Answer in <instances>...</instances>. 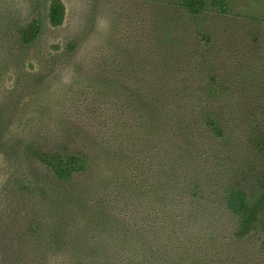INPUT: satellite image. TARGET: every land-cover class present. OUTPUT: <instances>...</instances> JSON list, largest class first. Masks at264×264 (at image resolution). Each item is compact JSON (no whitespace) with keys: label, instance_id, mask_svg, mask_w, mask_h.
Wrapping results in <instances>:
<instances>
[{"label":"rangeland","instance_id":"obj_1","mask_svg":"<svg viewBox=\"0 0 264 264\" xmlns=\"http://www.w3.org/2000/svg\"><path fill=\"white\" fill-rule=\"evenodd\" d=\"M62 2L55 26L51 0H0V264H66L58 235L135 192L149 213L164 194L156 220L190 225L191 239L216 220L210 250H187L212 254L209 264H264L260 234L234 237L222 201L225 188L255 192L264 179V0H223L224 12L199 15L179 0ZM35 15L40 31L24 43ZM34 149L82 151L85 182L58 181ZM83 183L93 211L63 212L58 189Z\"/></svg>","mask_w":264,"mask_h":264},{"label":"trees","instance_id":"obj_2","mask_svg":"<svg viewBox=\"0 0 264 264\" xmlns=\"http://www.w3.org/2000/svg\"><path fill=\"white\" fill-rule=\"evenodd\" d=\"M180 6L194 15L201 14L209 6H219L220 10L224 6L223 0H212L206 3L205 0H179ZM64 5L62 0H51L48 17L52 25H59L64 19ZM41 23L38 15H35L31 21L21 27L20 36L24 43L32 42L40 31ZM208 130L216 137L221 136V130L215 120L209 118L205 121ZM83 134V133H81ZM257 147L264 152V137L257 142ZM32 156L36 158L41 165L46 167L60 182H68L75 177L83 178L89 169V158L85 153L79 150H42L34 149ZM177 171V169H175ZM82 188H64L61 186L56 193L57 202H61L63 212L71 209L73 206L82 208L87 212L93 211L94 205H88L90 200L86 198L87 185L82 184ZM83 194L84 199L79 200L75 194ZM131 193V192H130ZM130 202L125 208L111 212L113 205H107L104 209H98L101 218L93 217L90 213L84 220L74 225L73 233L70 237L60 235L56 237L62 239L60 246L67 249L65 254L59 258L66 264H209V258L213 257L210 253H205L201 257L200 253L192 254L187 251L200 249L201 251L210 250L215 243L216 230L219 228L216 220H212L196 226L199 232L195 238L188 236L190 225L184 226L183 222L171 220H156L160 214H165L167 209L164 204L166 196L161 193L160 198L164 203L157 208V212L147 209L150 201L143 205V200L139 193H131ZM138 196V197H135ZM142 202V206L135 202ZM222 201L225 207L236 216L237 223L232 235L236 238H242L251 232L260 234V247L264 251V179L256 183V191L247 192L240 188H225L222 195ZM100 204V203H99ZM164 206V207H163ZM160 209V211H159ZM129 210L126 215L123 211ZM120 211V212H118ZM134 211L144 218L150 216L151 221L133 218ZM172 213V212H171ZM97 214V213H94ZM97 214V216H98ZM168 214V213H167ZM157 215V216H156ZM96 219L94 225L93 219ZM214 230H211V228ZM219 231V230H218ZM188 243H190L188 245ZM196 246V247H195ZM190 247V248H189ZM49 249L52 247L49 245ZM51 255L57 257L54 252ZM200 258V259H199ZM214 259V258H213ZM68 261V263L66 262Z\"/></svg>","mask_w":264,"mask_h":264}]
</instances>
